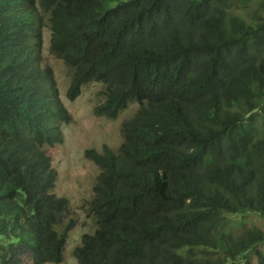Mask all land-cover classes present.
<instances>
[{"label":"trees","instance_id":"trees-1","mask_svg":"<svg viewBox=\"0 0 264 264\" xmlns=\"http://www.w3.org/2000/svg\"><path fill=\"white\" fill-rule=\"evenodd\" d=\"M67 97L104 86L94 108L122 127L100 168L95 231L78 264H264V0H0V264H62L68 199L47 153Z\"/></svg>","mask_w":264,"mask_h":264},{"label":"rangeland","instance_id":"rangeland-1","mask_svg":"<svg viewBox=\"0 0 264 264\" xmlns=\"http://www.w3.org/2000/svg\"><path fill=\"white\" fill-rule=\"evenodd\" d=\"M50 37L48 30L44 33L43 68H49L57 82L60 100L71 117L69 124L62 127L63 143L49 147L47 153L52 160V168L57 173L54 193L66 198L70 204V213L63 226L72 219L75 226L68 234L65 248V260L62 264H78L75 250L81 245L82 236L92 234L96 229L93 215H90V202L94 196V186L100 174L99 166L86 157V151L94 149L102 153L105 146L118 152L124 138L123 123L130 118L138 105L132 104L123 111L116 120L95 116L94 108L104 100L101 92L102 84L91 83L83 87L82 94L75 101L69 100L67 91L70 86L71 72L61 60L50 53ZM248 227L264 230V219L251 215L245 219ZM264 251V245L259 247ZM254 264H259L252 257ZM32 264V262H28Z\"/></svg>","mask_w":264,"mask_h":264}]
</instances>
